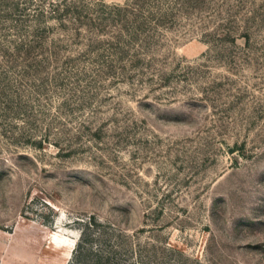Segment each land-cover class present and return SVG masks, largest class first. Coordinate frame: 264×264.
<instances>
[{"label":"rangeland","instance_id":"rangeland-1","mask_svg":"<svg viewBox=\"0 0 264 264\" xmlns=\"http://www.w3.org/2000/svg\"><path fill=\"white\" fill-rule=\"evenodd\" d=\"M0 264H264V0H0Z\"/></svg>","mask_w":264,"mask_h":264}]
</instances>
